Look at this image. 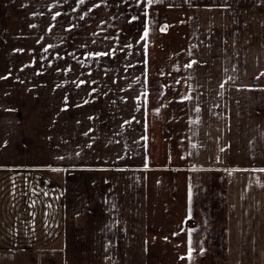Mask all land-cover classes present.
Masks as SVG:
<instances>
[{"label":"crops","instance_id":"crops-1","mask_svg":"<svg viewBox=\"0 0 264 264\" xmlns=\"http://www.w3.org/2000/svg\"><path fill=\"white\" fill-rule=\"evenodd\" d=\"M262 73L264 0H0V264H264Z\"/></svg>","mask_w":264,"mask_h":264},{"label":"rangeland","instance_id":"rangeland-1","mask_svg":"<svg viewBox=\"0 0 264 264\" xmlns=\"http://www.w3.org/2000/svg\"><path fill=\"white\" fill-rule=\"evenodd\" d=\"M151 32L153 33V38H155L156 35L158 36V32H159L158 30H156V31L153 30ZM46 34H47L46 30L40 31V36H46ZM42 128H44V129H42ZM41 130H46V127H41ZM27 143L28 142L26 140L23 141V147H25L24 148L25 150H27V148H26L28 146ZM200 173H201L200 174L201 180H200L199 187H193L192 189L189 188L186 190L184 189V195L189 197V199L191 201L194 200L196 202V208L199 209L197 212L191 213L192 215L190 214V217L194 216L195 219H196L197 215L200 218H204V217L206 218V216H207V211H206L207 175H206V172H200ZM181 191L182 190L178 189L177 191H174L173 194L170 192L173 203L176 202V200L178 199L177 195L182 194L183 191L182 192ZM194 214H196V215H194ZM190 220L192 221L191 218H190ZM190 223H191V225H189V227L191 229H197L201 225L205 226L204 228L206 229V221L205 222L198 221V222H194V223L190 222ZM188 255H184L188 261V264H208V254L207 253H195V252H193V253H191V257H192L191 260L188 259ZM157 256L159 257L158 258V260H159L161 256L160 255H157ZM170 258H172V257H168V258L166 257L162 261L161 264H182V262L176 261L175 259L172 260Z\"/></svg>","mask_w":264,"mask_h":264},{"label":"snow or ice","instance_id":"snow-or-ice-1","mask_svg":"<svg viewBox=\"0 0 264 264\" xmlns=\"http://www.w3.org/2000/svg\"><path fill=\"white\" fill-rule=\"evenodd\" d=\"M80 2L84 3V0H80ZM157 2H159V0H157ZM147 3L150 5V4L153 3V0H147ZM57 15H59V13H57ZM53 19H55V17H53ZM166 27H167V25H165L164 28L161 29V31H164L166 29ZM144 36H145V38H147V36H148L147 31H145ZM99 55H107V53H100ZM196 63H197L196 60H192L189 64L186 65V67L192 68L193 65H195ZM261 75H264V73H262ZM197 111H199V109H197ZM222 151H223V149H222ZM60 159H63V157H60ZM53 170H56V169H53ZM254 171H262V172H264V169H258V170H254ZM191 253H192V249H191V247H189V255H188V259L189 260H191V258H192L191 257Z\"/></svg>","mask_w":264,"mask_h":264}]
</instances>
